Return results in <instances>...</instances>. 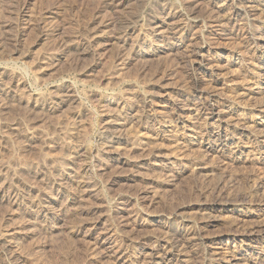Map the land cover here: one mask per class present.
I'll return each instance as SVG.
<instances>
[{"label": "rangeland", "instance_id": "1", "mask_svg": "<svg viewBox=\"0 0 264 264\" xmlns=\"http://www.w3.org/2000/svg\"><path fill=\"white\" fill-rule=\"evenodd\" d=\"M108 2L112 0H0V132L3 133H0V173L9 177L16 172L9 178L15 177L19 183H9L5 195L13 192L21 198L19 205L0 201V231L14 224L19 231L12 247L0 242V264H119L106 254L104 247L92 245L107 230V225L112 224L110 228L118 234L116 242L131 237L143 248L130 253L120 264H154L155 258L165 250L169 254L168 264H181L178 259H182V253H188L193 263L201 264L203 244L192 245V252L189 247L182 252L184 248L177 245L179 241L171 234L172 229L187 224L195 233L213 240L224 230H231L229 222L234 216L227 210L221 214V221L213 222L219 213L213 212L212 206L219 202L231 204L243 193L254 194L253 200L249 198L247 202L249 205L264 203V162H236L230 155L208 148L217 123L215 118L204 115L197 119L192 114L194 111H189L194 115V132L190 133L196 136L197 142L203 141L201 146L160 139L170 133L181 137L188 132L181 128L182 119L173 115L178 108L203 109L211 103L225 113L230 101L240 100L243 88L252 85L243 79L241 69L245 65L234 70L226 61L231 53L240 50L236 40H243L247 30L238 28L229 39L212 35L223 28V31L232 26L237 28L233 19L218 16L221 12L215 0H124L116 7L112 3L108 6ZM186 13L195 15L198 20H186ZM131 15L134 22L130 24L133 32L129 34V43L147 44L148 54L133 55L128 49L123 50L115 39L127 28L123 19ZM174 23L189 25L168 37L158 34L157 25L165 27ZM141 33L145 34L144 40H138ZM201 33H210L212 38L208 42L207 62L199 65L187 50L195 45V37ZM243 51L246 53L245 49ZM246 57L254 62L252 55L246 53ZM210 63L213 70L205 69ZM108 98L113 104L106 101ZM145 100L151 101L152 113L141 112ZM116 102L135 107L134 112L128 111L125 115L129 117L134 113L139 121L129 123L124 130L105 133L99 118ZM247 103L241 104L245 108L243 112L251 111ZM164 115H167L168 125L156 136V147L160 148L155 150L151 147L154 143L149 141L154 140L153 129L160 119H165ZM27 126L33 127V135L27 134ZM83 134L88 147L79 150ZM111 137L125 140L128 145L124 152L136 160V164L118 168L110 165L102 146ZM136 138H143L147 143L140 140L131 146ZM69 149L76 153L71 158L76 157L75 166H89L81 174L86 176L85 180L90 178L87 180L95 190L79 203L78 212L64 211L47 222L39 218V214L44 211L43 206L53 207L52 203L35 204L24 198L29 188L20 184L32 180L35 198L50 194L56 186L50 182L51 164L53 161L54 164L70 162ZM262 150L264 144L257 148V154ZM173 151L177 156L170 161L176 169L167 174L156 163L163 154ZM198 163L209 166L210 173L194 174L191 166ZM90 164L95 165L94 169ZM102 164L106 168L96 169ZM163 179L169 180L162 184ZM42 186L48 187L50 192ZM88 209L90 214H84ZM86 217L99 222L98 228H93L90 221L89 225L85 224L83 232L90 235L67 231L69 223L77 224ZM186 217H190L191 222L184 221ZM151 244L157 248L155 251H147Z\"/></svg>", "mask_w": 264, "mask_h": 264}, {"label": "bare ground", "instance_id": "2", "mask_svg": "<svg viewBox=\"0 0 264 264\" xmlns=\"http://www.w3.org/2000/svg\"><path fill=\"white\" fill-rule=\"evenodd\" d=\"M123 1L124 0H112V2H110V3H112L111 5H113V7H116V5H119ZM215 1H216L215 5H216L217 9L221 12L220 15H218V16L222 19H229V20L233 19V21L236 23L237 28L232 26L230 28H227L228 31H223L224 30V28H223V29H221L222 32L219 30L221 33L214 31V33H211L212 35H220V37L223 36L222 38H225V39L228 38L229 39L230 35L234 34L236 29H238V28L244 29L245 28L247 30V31L245 30L247 35L245 34L246 37H244L243 40H239V38H238L239 41L236 40V42H238L237 43L238 45L236 47L239 48L240 50H236L234 53H231V55H229V57L226 59V61L228 64H230V67H232L231 69H234V70H236V69L238 70L239 68L241 69V67H243V65H245L241 69V71L243 73L242 74L243 79H245L246 81L248 80L249 84L252 83V85L248 88H246V87L243 88V92L239 96L240 100H231L230 101V103H229L230 105L227 107V110H225V113L222 109L213 107V105L211 103L208 104V106H206V108H203V109L197 108L196 106L195 107L192 106L191 108H188L189 106L187 108H184V107L178 108V110L173 112V115L175 117L177 116V118L182 119L181 120L182 121L181 122L182 123L181 128L186 129L188 132L184 135L182 134L181 137H179V136L175 137L172 133H170L167 135H163L160 139H162V138L167 139V140H173L174 139V140L178 141L179 144H182V145L184 144V145L189 146V143H190V145H198L199 146L203 141L197 142L196 136L194 134L190 133L192 131L194 132V130H193L194 128H192V124L194 122L193 116L195 115V118L199 119L200 117L206 115L208 118H211L212 120H213V118H215L214 120H215V122H217L216 126L214 125L215 130L212 131V136L210 137L212 139V141H209V143L207 145L208 148L209 147L212 148L213 151H216L218 154L224 152V154L230 155L229 157H231L233 159V161H236V162H247V161H251V160L252 161L255 160L256 162L257 161L258 162H264V150H262V152L260 154H257V151H256L259 146H262L264 144V0H215ZM108 3H107V5L109 6L110 3L109 4ZM186 15H187V13H186ZM194 16L187 15V17H185V18L188 21L198 20ZM132 17L133 16L131 15V16H128L127 18L123 19V22L125 23V26L127 28L124 32H120V34H117L115 39L117 40V43H120V47L123 48V50L128 49L131 53H133V55H135V54H138V55L148 54L150 47L148 46V48H147V46H146L147 44L146 45L144 44L145 46H139L137 44V42L136 43H133V42L129 43V34L131 32H133V31H130L132 28L130 26V24H132L134 22V20H132ZM222 21H221V23H223ZM172 22H175V21L172 20ZM224 22H226V20ZM186 24H188V23H185V24L174 23V24H168L165 27L157 25L156 30H157L159 35H164V36L168 37L172 34L178 33L180 30H182L185 27ZM223 24H224V26H226V23H223ZM208 34H210V33H201L200 35L196 36L195 37L196 42L194 43L195 45L192 46L191 49L187 50L189 56L192 57V59L195 61V63L196 62L199 63V65H202L203 63L207 62V58H208L207 56L209 55V48H210L208 42L212 38ZM144 35L145 34H143V33L139 34L138 40H141V39L144 40L145 39ZM245 35H242V36H245ZM241 48H244L246 50V53L249 54L250 56L252 55V59L254 62L250 61L251 62L250 63L248 60H246V58H247L246 53L243 51L244 49L242 50ZM130 52H128V53H130ZM152 52L153 51H150V53H152ZM209 58H211V57H209ZM248 58H250V57L248 56ZM246 62H248V63H246ZM228 67H229V65H228ZM212 68H214V67H212V65L210 63L209 65H207V67L205 69L211 70ZM1 84H3V83H1ZM241 84H242V82H241ZM242 86H243V84H242ZM6 88H9V87H6ZM42 95L45 96V94H42ZM110 98L106 99V101L109 104H113V101ZM0 99H2V98H0ZM36 99H38V98H36ZM32 100L35 101L34 99H32ZM245 101H247L248 102L247 104L250 105L251 111H249V112H245V111L243 112L242 111L243 109H245L242 107V105ZM44 103H45V101H44ZM46 105H48V104H46ZM48 106H50V105H48ZM113 106L114 107H112V108L110 107V108H108V110H105L99 118L100 122H101L100 124H102L101 128L103 129V132L109 133L110 131H112V132L119 131L122 128L124 130L125 128H128L129 123L131 124V122L133 123V122L139 121L138 120L139 116H136V114H134V113L129 115V117H126V115H125L128 111L134 112L135 107H133L132 105H125L124 102L123 103H117L116 102V104ZM152 110H153V108L151 106V101L145 100L143 102V108L141 109V112L143 114L144 113L148 114L146 112H148V111L151 112ZM0 111H1V109H0ZM186 111H187V115H185ZM189 111H194V113H192L194 115H192L191 113L189 114ZM138 115H139V112H138ZM160 115H161V113H160ZM164 116L165 117H163V118H165V119H163V120L160 119L159 123L153 129L155 132L154 133L155 137H152V138L154 140L149 141L150 144L154 143L151 147H153L155 150H158V148H160V147H156V146H158L157 142H155L157 139L156 136L160 135L168 125V122H166L167 121V118H166L167 115H164ZM32 128H31V126L30 127L27 126V130L25 129L27 131L28 135H31ZM128 130H130V129H128ZM1 134H3V133H1ZM130 134H132V133H130ZM32 135H33V133H32ZM82 136L84 137V134ZM85 136H87V135L85 134ZM140 140L143 141L144 143H147L146 140H143V138L139 139V140H138V138H136L134 141L132 140L133 144L130 143L131 146L135 145L136 143L138 144V142ZM124 141L111 137L109 140H106L104 145L102 144L103 145L102 149L107 154V157L110 160V165L115 166L116 168L122 167V166H132V165L136 164V160L131 159L127 155V153L124 152V149H126L124 147L126 145H128ZM86 143H88L87 138L84 137L82 143L81 144L79 143L80 144L79 150L87 149L88 144L86 145ZM136 147L137 146H135V148ZM149 147H150V145L148 146V148ZM175 148H177V147H175ZM75 150H77V149H75ZM67 154L69 155L68 157H70L69 158L70 160H71V158H73V156L76 155V153L71 151V149L68 150ZM163 155H164V157L162 156L163 158L159 161V163H156L159 166V169L164 170L166 173L169 171H173V169H176V166H174V167L172 166V164H173V163H171L172 160L170 161L171 158L177 156V155L175 156L174 151L170 152L168 154L165 153ZM65 157H67V156L65 155ZM68 157L66 159H68ZM75 159H76V157H75ZM74 160H71L70 162H66V161L63 162V160H61L63 162L61 164H54V161H53L54 165L51 164L52 165L51 169L48 167L52 171V176H53L52 181H50V182H53L57 187L56 186H55V188L50 187L53 190L51 191L50 194H46L43 197L40 196L41 199L43 198L42 200H40L39 197L35 198V196H37V195H35V191H34L35 189L33 188V186L30 183L32 180L29 182L27 179V181L25 180L23 182V184H20V185H23V186L29 188V192L27 193V195H25V197L21 196L22 198L23 197L28 198L30 201H33L35 204L36 203L41 204L43 201H44V203L46 202L45 204H47V202L52 203L53 207H50L51 205L46 206V207L43 206L45 209L42 213L40 212L39 218H44L48 222V220H51L52 218L60 215L64 211H69V212L70 211H77V208H78L77 206L79 205V203H81V201H83V199L86 196L91 195L92 189H94V187L92 188L89 184L88 180H90V178L88 177L89 179L87 178L88 180L86 179L87 180L86 181L85 179H83L84 175L81 174V172H83V171L85 173L87 170L86 167H89V166H86L83 164L81 167L80 166L77 167V166H75L76 164H74L75 162H73ZM61 161H59V162H61ZM89 163H91V162H89ZM199 164L200 163L193 164L191 166V170L194 174L199 175V174H201V171L207 172V173L209 171H211L208 168L209 166L208 167L207 166H201ZM45 166H47V165H45ZM93 166L95 167V165H93ZM94 167H93V169H94ZM96 167H97L96 169H103L105 167V165L104 164L97 165ZM35 172H38V174L41 173L38 170H36ZM13 173L15 174L16 172H12V174ZM6 174L8 175V173H6ZM12 174H10V176ZM119 174L120 173H118V175ZM42 175H43V172H42ZM85 175H87V173ZM9 177L8 176L4 177L0 173V180H2L0 182V201H4V200L9 201V202L12 201L13 204L19 205L18 201L21 198L18 195V193L12 192L13 194L10 193L11 195H9V196L7 194H6L7 196L5 195L7 185L10 186L9 183H13L12 181L19 183L17 181L18 179L17 180L14 179L15 177L14 178L13 177L9 178ZM140 177L143 178V176H140ZM146 177H148V175ZM42 179H43V177H42ZM44 179H45V177H44ZM159 179H160V177H159ZM167 180H169V179H163L162 184H166ZM48 183H49V181H48ZM50 184H52V183H50ZM16 185H18V184H16ZM252 185H253V183H252ZM38 186H40V185H38ZM42 187H44V186H42ZM47 188L48 187H46L45 189H47ZM10 189H12V188H10ZM37 189H38V187H37ZM18 192L20 193V191H18ZM20 195H22V194H20ZM253 196H254V194L252 195V193H248L246 195H244V193H243V196H241V197L239 196L235 201H232L231 204H226L227 202H225V204L219 202L218 204L212 206V211L213 212L216 211L219 213L217 216L215 215L216 218H213L215 216L212 217L214 219V220L211 219L213 222H219L218 220H220V218L222 216L221 214L224 211L229 210L230 212H232V214H233L232 217L233 216L234 217L229 222V228L231 230H228L226 232L224 230V232L220 233L215 239L211 240V238L209 239V236L207 234L206 235L208 237H205L204 234L201 235L199 232L195 233L191 229V227L187 226V224H184L185 225L184 227L182 226L180 228L176 227V228L172 229L171 234H173L174 236H177L176 239L179 241L177 245H180L181 247L184 248L182 250V252H183L186 250L185 248H187V247H189L190 251H191L192 245H195L198 243L203 244L204 249L201 247L203 249V250H201V251H203L202 262L200 261L201 264H264V203H262L260 201V202H258L259 204L258 205L255 204V206L247 204V202L249 203V198L252 199ZM84 201H85V199H84ZM257 201L254 200V202H257ZM263 202H264V200H263ZM17 207H16V209H17ZM210 208H211V206H210ZM88 210H89V212H85L84 214H86V213L90 214V209H88ZM80 211H81V209H80ZM75 213H73V214H75ZM80 213H82V212H80ZM20 214H21V212H20ZM64 215H66V214H64ZM76 215H78V214H76ZM228 215H230V214H228ZM187 217L185 218L187 220H184V221L191 222L190 217H192V216L189 217L190 220ZM44 219H43V221H44ZM90 220H91L90 218L86 217V218H83L80 222H77V224H70L69 223L66 229L70 233H75V234L79 233V235L81 233H83V235H85V236L90 235V234L86 233V231H84L85 233L83 232V228H84L85 224L91 222L90 224H92L93 228L99 227V226L97 227V225L99 224V222L97 220H93V221H90ZM225 220H227V219H225ZM101 223H103V222H101ZM87 225H89V224H87ZM194 225H196V224H194ZM12 226L13 227H11V228L0 231V242L1 241L5 242L6 244H8L9 247H12V245L15 244V242L17 241L16 238H17V236H19V231L17 230L18 225L14 224ZM110 226L112 227L113 224L107 225V230L105 229V232L103 231V233H101L102 232L101 231L100 232L101 235L96 238L95 243L92 242L93 243L92 245L94 246L95 244H98V245L104 247L106 254H108V256L111 257L116 263H119V264L122 263L124 261V259L127 256H129L130 253H134V252H137V251H140L143 249V248L141 249L140 244H138L136 241H133V238L130 239L131 237L130 238L126 237L124 239V241L122 240L123 242H119V243L116 242V241H119L115 237L118 234L115 235V232H113V231H115V229L114 230L111 229ZM115 226H117V225H115ZM222 226H224V225H222ZM87 227H89V226H87ZM117 227H119V226H117ZM117 227H115V228H117ZM89 228H91V227H89ZM116 230H118V229H116ZM172 236H171V238H172ZM117 237H119V236H117ZM168 239H170V238H168ZM166 241H165V243H166ZM170 245H172V244H170ZM180 246H178V247H180ZM167 248H169V247H167ZM146 249H147V251L149 250L150 252H152V251H155L157 248L155 249V245L151 244V246L147 247ZM144 250H143V252H146ZM175 250H177V249H175ZM190 251H188V252H190ZM193 251H195V250H193ZM167 253L168 252L166 250L164 253H161V254L159 253L160 255H158L155 258L154 264H168L169 254H167ZM201 254H200V256H201ZM182 255H183L182 259H178L179 262H181V264L182 263H184V264H195L192 262V260L190 258H188V256H187L188 253H187V255L186 254L184 255V253H182ZM194 255H195V252H194ZM89 263H91V262H89ZM198 264H200V263L198 262Z\"/></svg>", "mask_w": 264, "mask_h": 264}]
</instances>
